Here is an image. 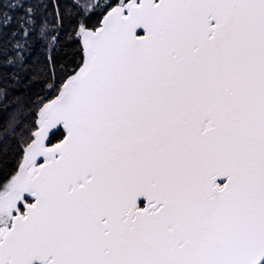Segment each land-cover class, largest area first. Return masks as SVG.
<instances>
[{"label": "snow or ice", "instance_id": "obj_1", "mask_svg": "<svg viewBox=\"0 0 264 264\" xmlns=\"http://www.w3.org/2000/svg\"><path fill=\"white\" fill-rule=\"evenodd\" d=\"M0 264H264V0H0Z\"/></svg>", "mask_w": 264, "mask_h": 264}]
</instances>
